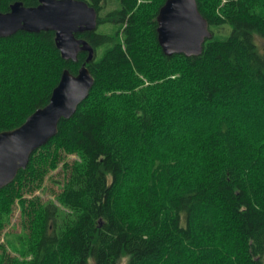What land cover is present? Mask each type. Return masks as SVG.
<instances>
[{"label":"trees","instance_id":"1","mask_svg":"<svg viewBox=\"0 0 264 264\" xmlns=\"http://www.w3.org/2000/svg\"><path fill=\"white\" fill-rule=\"evenodd\" d=\"M82 1L111 32L76 35L94 50L89 96L0 189V233L20 216L0 264H264V0H196L212 34L197 57L162 53L165 0ZM16 2L39 0L0 12ZM86 56L63 60L51 31L0 38V132Z\"/></svg>","mask_w":264,"mask_h":264},{"label":"water","instance_id":"2","mask_svg":"<svg viewBox=\"0 0 264 264\" xmlns=\"http://www.w3.org/2000/svg\"><path fill=\"white\" fill-rule=\"evenodd\" d=\"M97 19L96 10L82 0H39L35 7L16 2L8 12H0V38L18 32L51 31L63 60L76 62L79 53L87 54L75 75L67 69L62 72L44 107L37 109L19 127L0 132V189L27 167L32 153L57 134L59 122L71 118L89 96L94 78L85 65L93 60L94 50L76 35L95 32ZM156 23L157 42L167 57L200 56L204 43L212 37L196 0H165Z\"/></svg>","mask_w":264,"mask_h":264},{"label":"rangeland","instance_id":"3","mask_svg":"<svg viewBox=\"0 0 264 264\" xmlns=\"http://www.w3.org/2000/svg\"><path fill=\"white\" fill-rule=\"evenodd\" d=\"M117 0H109L106 9L104 11H108L109 9H112L114 7H118V4H116ZM112 25L111 24H100L97 26L96 32L97 33H102V34H109L111 32ZM104 50V46L100 47L97 49L95 53V58H98L102 55ZM259 133L258 127H255L254 133ZM70 159H73L71 157ZM62 177L59 169H56L48 174V177L46 180H44V183L42 185V188L36 191L33 195L39 197L42 201H55V194L58 193L59 191V184L55 183L57 180H60ZM27 196H30L28 194ZM19 221H20V216H19V207L16 205L13 209V212L11 214V221L10 225L6 227V229L0 233V242L2 243L3 240L5 239V232L6 231H12L13 232H19ZM125 260H122L121 264H124Z\"/></svg>","mask_w":264,"mask_h":264}]
</instances>
